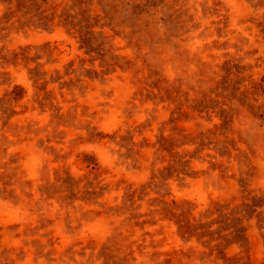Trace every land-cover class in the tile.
I'll return each mask as SVG.
<instances>
[{"label":"rangeland","instance_id":"1","mask_svg":"<svg viewBox=\"0 0 264 264\" xmlns=\"http://www.w3.org/2000/svg\"><path fill=\"white\" fill-rule=\"evenodd\" d=\"M0 264H264V0H0Z\"/></svg>","mask_w":264,"mask_h":264}]
</instances>
